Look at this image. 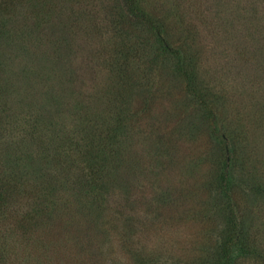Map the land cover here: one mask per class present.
Here are the masks:
<instances>
[{"label": "trees", "instance_id": "16d2710c", "mask_svg": "<svg viewBox=\"0 0 264 264\" xmlns=\"http://www.w3.org/2000/svg\"><path fill=\"white\" fill-rule=\"evenodd\" d=\"M23 1L47 2L0 0V264H38L46 259L50 244L60 245L59 232L66 224L63 210L73 202L105 238L114 234L135 264H264V183L250 171L234 168L231 140L220 127L216 106L196 90L200 58L187 48L190 34H173L154 14L144 12L139 0L120 2L123 12L138 22V30L149 29L156 55L172 60L186 91L205 110L211 136L225 147L223 162L206 179L207 190L218 191L224 201L217 211L224 230L218 231L215 244L207 235L205 241L175 256L174 242L164 240L163 232L154 236L144 227L146 219L127 215L124 208L129 198L136 203L132 195L135 190L141 193L135 184L141 187L142 178L158 189L157 204L150 209L160 221L165 215H170L165 222L171 218L162 208L189 196L167 180L175 168L186 171L171 136L184 132L160 129L168 119L165 110L141 116L140 125L123 95L129 72L123 65L112 72L118 87L104 91L110 92L107 99L98 97L96 83L78 91V84L74 87L78 65L69 66L71 58L62 54L47 64L39 47L47 41L45 35L12 21V6ZM62 62L67 65L60 70ZM18 129L26 133L20 137ZM187 135L195 134L189 130ZM191 160V167H200L203 155ZM238 189L257 202L241 210L235 201ZM190 211L202 214L200 209Z\"/></svg>", "mask_w": 264, "mask_h": 264}, {"label": "rangeland", "instance_id": "374dc122", "mask_svg": "<svg viewBox=\"0 0 264 264\" xmlns=\"http://www.w3.org/2000/svg\"><path fill=\"white\" fill-rule=\"evenodd\" d=\"M120 2L23 1L21 6H12V21L25 23L34 29L33 34L45 35L47 41L39 47L47 64L55 63L62 54L71 58L69 66L78 65L79 79L74 84H78V91L96 83L98 97L107 99L110 92L104 91L118 87L112 72L123 65L130 72L125 77L128 86L123 95L129 98L130 109L139 117L140 125L142 117L165 110L163 114L168 119L160 129L174 132L181 128L184 132L171 136L186 171L175 168L167 180L168 185L183 187L189 196L162 208L171 213V218L165 222L170 217L165 215V220L160 221L157 212L150 209V205L157 204L158 189L142 178L141 187L135 184L141 193L135 190L132 195L136 203L129 198L124 208L127 215L146 219L144 227L151 229L154 236L163 232L164 240L177 245L174 253L178 256L205 241L207 235L210 244H215L218 231L224 230V219L217 217L218 205L224 206V201H220L218 191L207 190L206 179L223 162L225 147L218 137L211 136L205 110L186 91L172 60L156 55L149 29L138 30V22L123 12ZM139 6L173 29V34H190L187 48L200 58L196 90L216 106L220 127L231 140L234 168L250 171L264 183V0H139ZM64 64L67 65L60 64V70ZM189 130L194 137L189 138ZM16 132L20 137L26 133L21 129ZM198 153L203 155V161L200 167H191L190 160L194 158L191 162H195ZM234 193L241 210L257 202L255 196L243 195L239 189ZM75 204L69 203L63 210L66 224L59 232L60 245L50 244L48 257H42L38 264H135L117 237L111 233L105 238L95 221ZM189 209H200L202 214L193 215ZM181 211L185 214L180 215ZM71 215L74 216L70 218ZM160 227L164 229L160 231Z\"/></svg>", "mask_w": 264, "mask_h": 264}]
</instances>
